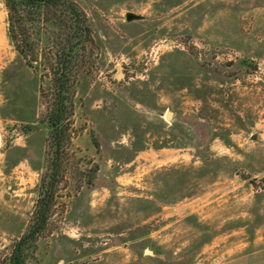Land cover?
I'll return each instance as SVG.
<instances>
[{
    "label": "rangeland",
    "instance_id": "obj_1",
    "mask_svg": "<svg viewBox=\"0 0 264 264\" xmlns=\"http://www.w3.org/2000/svg\"><path fill=\"white\" fill-rule=\"evenodd\" d=\"M69 1L93 40L75 52L63 177L27 263L264 264V0ZM21 8L31 65L0 0V259L48 167L66 35L64 7Z\"/></svg>",
    "mask_w": 264,
    "mask_h": 264
},
{
    "label": "trees",
    "instance_id": "obj_2",
    "mask_svg": "<svg viewBox=\"0 0 264 264\" xmlns=\"http://www.w3.org/2000/svg\"><path fill=\"white\" fill-rule=\"evenodd\" d=\"M9 12V37L21 60L31 65L36 58V47L27 26V16L21 7H29L32 14L42 6L47 9L64 7L67 15L57 22L63 23L66 35L57 46L58 58L53 68V96L48 103L43 122L49 128L48 145L50 159L39 186V195L27 231L15 240L10 255L2 257L0 264H28L29 250L36 247L53 214L59 184L63 177V164L70 140V118L73 110L74 92L72 72L76 50L92 42V28L85 12L69 0H4Z\"/></svg>",
    "mask_w": 264,
    "mask_h": 264
},
{
    "label": "water",
    "instance_id": "obj_3",
    "mask_svg": "<svg viewBox=\"0 0 264 264\" xmlns=\"http://www.w3.org/2000/svg\"><path fill=\"white\" fill-rule=\"evenodd\" d=\"M140 18H141V16L136 15L134 13H127V15H126V19L128 21L135 20V19H140ZM172 116H173V113L172 112H170V111L167 112V118H170L171 119Z\"/></svg>",
    "mask_w": 264,
    "mask_h": 264
}]
</instances>
